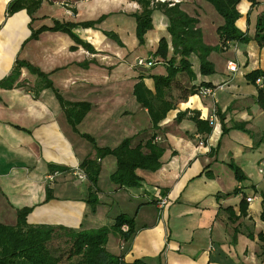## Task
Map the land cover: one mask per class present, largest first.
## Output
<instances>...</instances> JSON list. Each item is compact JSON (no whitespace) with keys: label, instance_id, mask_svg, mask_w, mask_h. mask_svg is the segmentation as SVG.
<instances>
[{"label":"crops","instance_id":"0c3cea01","mask_svg":"<svg viewBox=\"0 0 264 264\" xmlns=\"http://www.w3.org/2000/svg\"><path fill=\"white\" fill-rule=\"evenodd\" d=\"M10 1L0 0V80L16 60H24L45 73L63 98L87 102L90 108L73 130L54 93L49 88L34 91L37 78L25 67L17 79L20 86L0 88V222L13 225L16 211L31 207L26 217L29 224L92 229L112 225L122 213L133 218L135 228L124 261L264 264V242L256 237L264 229L259 218L264 174L257 171L264 161V111L255 99L256 84L245 78L264 66V45L259 47L252 39L264 0H256L253 7L248 0L237 3L235 25L251 39L224 51H211L207 58L213 73L200 74L197 57L191 54V74L181 70L172 75L163 90L164 100L172 107L155 128L132 91L140 78L154 92L153 78L167 73L165 63L152 56L159 38L169 39L167 20L160 11H152V28L139 45L131 16L139 10L134 0H42L32 19L25 9L7 14ZM166 1L178 3L196 18L205 44H219L216 28L223 19L208 2ZM101 15L104 18L93 27L71 28L79 42L61 31L45 30L30 38L32 30L51 26L54 20L80 23ZM102 31L115 33L121 44ZM137 58L154 63L139 66ZM227 61L236 64V71L227 69ZM201 83H209L213 94L189 92ZM213 111L216 118L211 124ZM192 116L212 126L205 139ZM233 123L243 124L246 131L229 128L222 132L221 125ZM152 136L153 142L164 147L160 167L136 169L139 182L133 187L111 182L115 158H98L95 148L111 150L126 138L134 146ZM86 156L100 167L94 212L85 202L87 179L73 174ZM231 165L239 168L242 180L235 177ZM49 174L52 180L47 179ZM47 191L51 197L45 200ZM161 196L166 204L159 207ZM240 201L245 216L231 222L225 207L237 215ZM248 231L253 239L247 237ZM121 246L119 237L109 233L105 248L118 254Z\"/></svg>","mask_w":264,"mask_h":264},{"label":"trees","instance_id":"16d2710c","mask_svg":"<svg viewBox=\"0 0 264 264\" xmlns=\"http://www.w3.org/2000/svg\"><path fill=\"white\" fill-rule=\"evenodd\" d=\"M42 0H11L7 5V14H11L17 10L25 9L29 17L32 19L33 13L39 8ZM139 10L131 13L135 19V36L138 44L144 43L145 33L152 28L151 13L154 9L160 11L167 20L166 31L169 39L160 37L153 57L157 58V62H164L166 75L156 76L154 80V92H151L139 80L133 85V96L141 107L146 108L151 120L153 128L165 116V113L172 107V104L164 100L163 90L170 84L172 75L176 72L185 70L189 75L190 63L189 56L194 54L199 62V72L202 75L213 73V65L208 60V54L213 50H226L234 43H246L251 37L241 32L235 25V21L239 16L236 5L240 0H205L219 14L223 22L216 28L219 44L209 46L203 42L201 32L196 27L197 20L195 17L188 15L181 9L178 3L170 1L160 2L156 0H134ZM250 7L256 4V0H248ZM104 15L99 16L96 20L80 23L59 22L54 20L51 26L41 25L31 31L30 38H37L41 31H61L67 33L73 40H79L71 32V28L75 25L82 27H93L100 22ZM103 34L113 39L118 45L121 44L116 34L111 31H102ZM252 39L259 47L264 45V10L257 16L255 22V32ZM87 47V44H84ZM169 47L171 54L169 55ZM177 58V59H176ZM153 65L152 59H146ZM27 68L37 78L33 89L37 91L41 88H49L55 95L61 110L63 111L67 123L75 130L83 116L90 108V104L84 101L70 102L64 100L58 90L53 87L52 82L47 75L40 71L37 67L29 64L24 60H16L10 73L0 80V88H13L20 86L17 79L20 74V68ZM245 78L252 84H256L257 94L256 102L264 111V66L248 72ZM256 79L260 80V84L256 83ZM212 86L209 83H201V87ZM200 88V87H199ZM213 89V88H212ZM31 90V89H29ZM190 93L198 92L197 88L189 90ZM197 127V131L202 134L203 139L210 133L212 126L208 121L199 120L192 116ZM222 132H226L229 128H235L246 131L241 123H233L230 127L221 125ZM90 139L89 136L83 135ZM153 136L148 140L138 142L131 146V139H123L115 148H95V155L101 158L105 155H112L115 158L116 168L109 175V179L119 187H133L139 182L136 175V169L154 171L160 167L159 158L163 153L164 147L153 142ZM79 167L84 172L88 182V192L85 202L89 205L90 211L94 212L98 203L96 196L98 174L100 171L99 163L94 158L86 156L80 163ZM235 177L242 180L243 177L239 173V168L231 165ZM54 166H50L53 171ZM237 193V189L234 190ZM229 193L225 194L228 195ZM219 195H216L218 198ZM51 195L46 192L45 200ZM242 201L239 203V212L236 215L231 207H225L229 213L231 222H235L245 216V210ZM31 207H22L16 211L15 223L8 225L0 222V264H146L143 259H135L133 261H124L125 252L129 249L131 239L135 232L133 218L125 214H118L114 217L113 224L110 226H101L92 229H73L62 225L52 224H29L26 221L27 214ZM260 220L264 223V197L261 200ZM125 225L126 230L121 227ZM114 233L123 243L122 250L118 254H113L105 248L108 234ZM238 230L234 229L233 234ZM61 233V234H60ZM64 236V242L69 244L67 255L62 258L57 253L56 248H51L50 243ZM247 237L253 239L254 235L251 231L246 233ZM259 241L264 242V229L256 234Z\"/></svg>","mask_w":264,"mask_h":264},{"label":"built area","instance_id":"2783aa9c","mask_svg":"<svg viewBox=\"0 0 264 264\" xmlns=\"http://www.w3.org/2000/svg\"><path fill=\"white\" fill-rule=\"evenodd\" d=\"M156 1H160V2H164L166 0H156ZM136 65H139V66H149L151 63L150 62H146V59L144 58H137L136 62H135ZM226 67L229 71H236L237 67H236V64L232 61H227L226 62ZM256 83L257 84H260V80L259 79H256ZM198 93L201 95V96H207V95H212L213 94V89L212 88H209V87H200L198 89ZM215 112L213 111V113L210 115L209 117V122L212 124L215 120ZM155 140H159V138H155ZM257 171L261 174H264V161H262V163L260 165H258L257 167ZM73 174L76 176L77 179L79 180H84L86 177H85V174L84 172L81 170V169H78V168H75V171L73 172ZM53 178V174H49L47 175V179L48 180H52ZM251 200V197H246V201H250ZM166 204V199L164 196H161L158 198V206L159 207H162ZM122 230H126V226L123 225L121 227ZM123 244V243H122ZM121 249H122V246H121Z\"/></svg>","mask_w":264,"mask_h":264},{"label":"rangeland","instance_id":"374dc122","mask_svg":"<svg viewBox=\"0 0 264 264\" xmlns=\"http://www.w3.org/2000/svg\"><path fill=\"white\" fill-rule=\"evenodd\" d=\"M165 2V1H164ZM167 2V1H166ZM115 41V40H114ZM64 100H66L65 98H63ZM68 101V100H67ZM71 102V101H70ZM61 234V233H60ZM64 236L61 235L58 238L54 239L51 243H50V247L56 248L58 251L57 253L61 254V257L64 258L67 255V251H68V247L69 244L64 242Z\"/></svg>","mask_w":264,"mask_h":264}]
</instances>
